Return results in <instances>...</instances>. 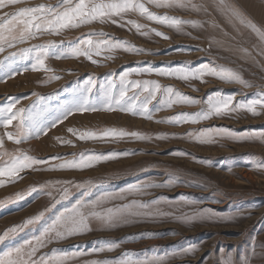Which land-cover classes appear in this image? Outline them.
Here are the masks:
<instances>
[{
	"label": "rangeland",
	"instance_id": "obj_1",
	"mask_svg": "<svg viewBox=\"0 0 264 264\" xmlns=\"http://www.w3.org/2000/svg\"><path fill=\"white\" fill-rule=\"evenodd\" d=\"M193 2L203 3L206 11L148 6L158 15L167 14L183 20L197 21L203 27L187 24L177 31L175 28L148 21L138 14L126 16V20H136L148 25L144 31L155 29L164 33L168 39L157 36L154 32L142 36L134 28L129 30L128 27L111 23L94 22L77 29L65 30L61 35L45 34L18 45L19 48H26L43 45L48 41H64L65 44L57 51H67V44L74 42L78 37L90 32H104L107 36H94L93 39L112 38L128 41L129 44L145 51L138 54L122 49H105L99 55L93 54L92 60L96 63H92L85 56L56 58L50 54L45 64L51 71H18L0 81V108L5 107L13 97L20 98L17 107L27 108L36 103L37 112L43 106L55 107L68 103L73 90L82 87L89 74L96 79L97 87L93 90L95 102L106 80L118 77L126 70L147 66L158 69L180 66L195 68L205 63L219 65L238 72L251 86L227 83L210 76L204 78L205 82L193 80L186 83L156 73H133L129 79L158 81L162 87H173L197 98L200 103L175 105L171 109L154 111L152 120L120 110L76 113L50 129L47 134L21 144H15L6 136L7 132L16 131L17 122L14 120L6 128L0 123V136L4 137V148L0 149V166L9 159L5 150L8 154H15L20 150L32 158L41 160L55 156L72 159L70 154L86 151L130 153L84 170L26 169L21 173L23 179L0 186V202H3V206H0V235L8 228L23 224L27 219L48 209L39 223L27 226L23 231L0 243V257L8 250L39 236L61 212L70 209L81 198L83 191V188L76 185L88 182L98 185L93 188L92 196L89 197L93 199L103 191H117L141 180L151 179L162 183L169 179L171 174L179 177L175 187L153 189L151 196H130L127 199L150 200L163 196L178 201L186 197L195 203L184 204L180 208L181 212L211 209L216 217L191 223H181L172 217H164L156 221H133L110 230L102 229L94 223L93 231L53 241L41 249V253H67L77 250L84 252L82 256L69 259L66 264H90L95 260H112L123 253H130L137 259L159 256L163 258L162 264H217L218 259L223 261L229 258L233 264H264V139L237 140L224 135L215 137L211 143L202 144L187 135L200 129L224 127L240 135L254 132L259 137L260 131L264 130V111L258 108L257 111L261 114L252 115L240 110L223 118L214 117L197 124L172 125L156 122L181 112L200 111L211 95L233 94L234 103L258 98V93L264 91V55L259 54V51L264 49V41L247 26V21L264 31V0H225L240 13V17L226 15L217 6V0ZM56 3L57 0H21L3 11L15 12L25 7ZM241 18L244 23H241ZM180 46H189L193 50L174 51ZM5 55L7 52L0 53V59ZM31 63V59L18 61L16 67ZM6 72V68L0 69V77ZM53 76L61 78L50 79ZM131 94L132 92H129V95ZM159 100L158 95L157 100L149 107L158 108ZM69 128L98 133L104 129L116 128L151 135L154 139L141 141L126 137L118 142L80 140L68 131ZM158 134L167 138H155ZM174 151L187 155L169 154ZM62 162L51 160L48 164L37 167L48 169ZM56 181L73 183L68 185L69 197L55 203L53 207V197L59 200V190L62 187L56 184ZM44 185L48 186L44 191L32 193L22 201L13 202L17 193L25 192L33 186L39 188ZM47 191H51L52 196L45 194ZM161 208L164 211L170 210L163 204ZM111 242H119L120 246L110 252H91L93 247ZM188 247H194L196 251L189 254L181 251ZM205 257L207 259H204Z\"/></svg>",
	"mask_w": 264,
	"mask_h": 264
},
{
	"label": "snow or ice",
	"instance_id": "obj_2",
	"mask_svg": "<svg viewBox=\"0 0 264 264\" xmlns=\"http://www.w3.org/2000/svg\"><path fill=\"white\" fill-rule=\"evenodd\" d=\"M20 2L21 0H0V53L7 52V55L3 59H0V69H7L5 75L0 77V81L11 77L18 71H28L29 69L33 71H51L45 64V60L50 54L55 55L56 58L85 56L92 63H96L95 60H92L93 54L99 55L105 49H122L138 54L145 51L142 48H137L129 44L128 41L113 40L112 38L93 39L94 36H107V33L104 32H90L78 37L74 42L67 44V51H57V49H61L65 44L64 41H60L59 43L56 41H48L43 45H32L26 48L18 47V45L25 44L33 39H38L42 35H61L65 30L77 29L83 25L99 22L101 24L111 23L119 27H128L129 30L134 28L142 36H148L150 32H154L157 36L168 39L169 37L164 35V33L158 32L155 29L144 31V29L148 28V25L141 24L136 20H126V16L128 14H138L148 21L180 31L182 26L187 24H192L194 27H203V25L197 21L183 20L167 14L158 15L151 11L148 5L157 8H180L197 12L206 11L203 3L196 4L193 0H57L55 5L39 4L35 7L21 8L15 12L3 11ZM217 6L230 17H240V13L230 4H227L225 0H217ZM244 22V19L241 18V23ZM247 26L264 41V31H261L251 21H247ZM10 49H14V51H8ZM192 50L189 46H180L174 49L177 52ZM243 51L246 52L247 50ZM259 54L264 55V49H261ZM30 59L33 60V63L30 65L25 64L23 67H16L18 61H28ZM133 73H156L159 76L176 78L186 83L193 80L205 82L204 78L210 76L227 83H238L245 87L251 86L238 72L219 65L205 63L195 68L180 66L158 69L147 66L126 70L119 74L118 77L106 80L105 85L101 88L94 102L93 90L97 87V84L95 77L89 74L83 86L73 90L72 98L68 103L55 107L43 106L39 112L36 111V103H33L27 108L17 107L20 98H10L9 103L5 107L0 108V123L5 128L11 125L14 120L17 122L16 131L6 133L7 139L12 140L15 144H21L29 139L39 138L76 113L83 114L85 112L101 110H120L152 120L154 111L171 109L175 105H195L200 103L197 98L186 95L173 87H162L158 81L129 79ZM60 78L59 76L50 77V79ZM129 92H132V94L129 95ZM158 95L160 97L158 101L159 107L155 109L150 108L149 105L157 100ZM234 100L235 97L233 94L211 95L200 111L191 113L181 112L168 117L166 120H158L156 122L172 125H183L186 123L197 124L214 117L223 118L240 110L247 111L252 115L261 114L257 111L258 108L264 111V91L258 93V98L249 101H236L234 103ZM68 131L78 136L80 140L118 142L126 137L141 141H151L154 139L151 135L140 132H126L116 128L104 129L99 133L94 131H78L72 128H69ZM187 135L203 144L211 143L215 137L224 135L232 136L237 140L264 139V130L260 131L259 137L254 132L240 135L224 127L200 129L190 132ZM155 138L166 139L167 137L158 134ZM65 143L70 144L71 141H65ZM3 148L4 137L0 136V149ZM5 154L9 155V159L4 162L3 166H0V186H4L5 183H15L23 179L21 173L26 169L34 171L54 169L84 170L100 162L117 159L121 156H127L130 153L127 151L108 153L86 151L79 154H70L73 157L72 159H65L64 156H55L43 160L32 158L20 150H17L15 154H8L5 150ZM169 154L187 155V153L175 151ZM51 160H62L63 162L58 165H52L48 169L37 167L46 165ZM178 180L179 177L171 174L169 179L162 183L151 179L141 180L130 183L117 191H103L93 199H89V197L92 196L93 188L98 187V185H93L91 182L76 185L79 188H83L81 198L70 209L61 212L39 236L27 240L19 247L5 252L0 257V264H66V261L82 256L84 252L77 250L67 253L54 252L52 254H46L41 253V249L47 247L53 241H60L75 235L91 232L93 231L94 223L102 229L110 230L133 221H156L164 217H172L181 223H191L193 221L203 222L214 219L216 214L211 209H199L191 213L181 212L180 208L184 204L195 203L186 197L178 201L175 198H166L163 196L150 200L127 199L130 196H151V190L175 187ZM55 183L62 185V187L59 190V200L53 197V207L55 203H59L60 200L69 197L70 191L68 185H72L73 182L56 181ZM47 187V185L39 188L35 186L30 187L25 192L17 193L13 202L22 201L32 193L44 191ZM45 194L52 196L51 191H47ZM117 201H120V203H116ZM162 204L167 205L170 210H162ZM0 206H3V202H0ZM47 211L48 209L46 208L39 214L24 221L23 224L8 228L0 235V243H3L6 238L23 231L27 226L39 223ZM119 246V242L105 243L104 245L93 247L91 252H110ZM181 251L189 254L194 253L196 249L194 247H188ZM38 253L40 255H37ZM204 259H207V257ZM162 260L163 258L159 256L137 259L133 258L130 253H123L118 258L112 260H95L91 261L90 264H162ZM217 264H233V262L230 258L223 261L218 259Z\"/></svg>",
	"mask_w": 264,
	"mask_h": 264
},
{
	"label": "crops",
	"instance_id": "obj_3",
	"mask_svg": "<svg viewBox=\"0 0 264 264\" xmlns=\"http://www.w3.org/2000/svg\"><path fill=\"white\" fill-rule=\"evenodd\" d=\"M243 3V2H242Z\"/></svg>",
	"mask_w": 264,
	"mask_h": 264
}]
</instances>
